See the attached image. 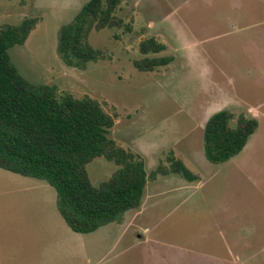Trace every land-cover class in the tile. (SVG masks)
Listing matches in <instances>:
<instances>
[{"label": "rangeland", "instance_id": "374dc122", "mask_svg": "<svg viewBox=\"0 0 264 264\" xmlns=\"http://www.w3.org/2000/svg\"><path fill=\"white\" fill-rule=\"evenodd\" d=\"M86 1L0 0V27L35 19L24 44L9 49L11 62L30 83L100 102L114 117L109 136L145 163L144 202L139 211L126 212L125 228L110 223L92 235H76L55 207L52 186L0 168L5 263L174 264L184 247L186 264H264V22L253 24L247 13L218 19L219 12L208 9L219 8L215 0H187L189 5L185 0L180 5V0H120L114 15L122 26L92 29L88 43L100 56L77 68L59 57L57 35ZM150 36L165 49L149 56L171 60L139 71L133 60L143 57L139 41ZM222 102L235 116L256 118L258 127L249 139L251 161L217 166L218 172L207 167L202 132L212 106ZM206 106L212 110L206 113ZM171 156L197 179L189 183L179 175H160L156 169L168 168ZM116 168L103 156L86 165L93 185ZM250 253L256 255L245 260Z\"/></svg>", "mask_w": 264, "mask_h": 264}, {"label": "trees", "instance_id": "16d2710c", "mask_svg": "<svg viewBox=\"0 0 264 264\" xmlns=\"http://www.w3.org/2000/svg\"><path fill=\"white\" fill-rule=\"evenodd\" d=\"M119 4L120 0H88L60 26L56 50L66 65L84 68L100 56V50L88 43V34L92 29L121 27L123 21L114 15ZM34 23V18L26 17L0 27V168L52 186L55 207L74 232L89 233L121 222L126 211L142 204L148 178L145 163L109 136L114 117L98 100L61 94L56 86L30 83L19 73L9 49L24 44ZM164 49L153 36L140 40L143 57L133 60V66L153 71L167 65L171 57L149 56ZM257 126L256 118L242 113L235 116L227 109L213 113L202 132L205 159L220 164L238 155ZM98 156L113 161L117 168L107 180L93 185L86 165ZM156 171L196 179L173 156L168 157V168Z\"/></svg>", "mask_w": 264, "mask_h": 264}, {"label": "crops", "instance_id": "0c3cea01", "mask_svg": "<svg viewBox=\"0 0 264 264\" xmlns=\"http://www.w3.org/2000/svg\"><path fill=\"white\" fill-rule=\"evenodd\" d=\"M184 0H180L177 4H181L182 2H183ZM185 1H187V0H185ZM184 1V2H185ZM229 1L230 0H220L219 2H218V0H215V5H219V8H216V7H210V8H208V9H213V11H214V13H218L219 12V16L217 17L218 19L219 18H227V17H235V18H237V19H239V17H240V15H241V17H242V15H244L245 13H247V14H251L253 17V24H257V25H259L260 24V22H264V0H234V2L235 3H229ZM170 3V2H169ZM201 4H203V5H208V3H206V2H200ZM186 4L187 5H189V3H188V1L186 2ZM233 5L232 7H228V5ZM239 4H241V5H244V6H241V5H239ZM245 5H247V9H248V12H245ZM255 5H257V6H261L262 8V10L260 11V12H255V10L253 11L252 10V7L251 6H255ZM251 7V8H250ZM177 8H180V7H177ZM181 9V8H180ZM250 9H251V11L252 12H250ZM184 10V9H183ZM213 22H214V20H213ZM159 41V40H158ZM238 69V68H237ZM230 87V86H229ZM231 88V87H230ZM232 90H234V91H236L235 90V87H233L232 88ZM224 102H222V103H220L221 105H217V108L216 107H214V106H212V108L214 109V112L213 113H215V112H217V111H219V110H221V109H227V110H229V111H231L232 112V110H231V108H229V107H231V106H228V104H223ZM223 105V106H222ZM208 108V109H207ZM216 108V109H215ZM207 109V110H206ZM210 110H212V109H210V107H208V106H206V108H205V112L207 111H210ZM206 112V113H207ZM213 113H210V115H212ZM233 113V112H232ZM209 115V116H210ZM209 118V117H208ZM207 118V119H208ZM206 122V121H205ZM258 127V126H257ZM256 131V130H255ZM254 131V133L251 135V136H253L256 132ZM251 136L249 137V139L251 138ZM254 137V136H253ZM249 139H248V141H247V143H246V145H245V147L243 148V150L240 152V153H243L244 151H245V149H246V151L244 152V154H243V156L242 157H239V154L238 155H236V156H234V157H232L231 159H229L228 161H226V162H224V163H220V164H213V163H211V164H207L208 166V168H210V167H213V168H215L218 172L219 171H221V170H219V169H217L216 167L217 166H219V167H221V168H225V167H229V166H231V165H235V166H242L243 164H247L249 161H251V158H249L248 159V156H246V154H248V153H250V151L252 150V147L253 146H248L249 145ZM183 163V162H182ZM228 163H231V164H228ZM184 164V163H183ZM222 164H226V165H223V166H220V165H222ZM185 165V164H184ZM209 165H211L210 167H209ZM186 166V165H185ZM186 168H188L187 166H186ZM189 169V168H188ZM190 170V169H189ZM191 171V170H190ZM226 172V171H225ZM147 173V172H146ZM160 175H162L161 173H159ZM169 175V174H174V175H179V176H181L180 174H177V173H166V174H163V175ZM147 176H148V174H147ZM152 176V175H151ZM150 176V177H151ZM154 177V176H153ZM182 177V176H181ZM183 179H185L184 177H182ZM152 179V178H151ZM196 179H197V177H196ZM195 179V180H196ZM149 180V178H147V183H146V186H145V190H146V187H147V184H148V181ZM195 180H192V181H195ZM185 181H187V182H189V183H191L192 181H188V180H186L185 179ZM144 196H145V191H144ZM143 202H144V197H143V201H142V204L140 205V207L138 208V209H135L136 211H139L140 210V208L142 207V205H143ZM127 212V211H126ZM126 212H125V214H124V217H123V220L121 221V222H118V223H116L117 225H120V226H123L124 228H125V224L126 223H123L124 221H125V217H126ZM110 224V223H109ZM128 224V223H127ZM132 224H133V222H132ZM108 225V224H107ZM219 225V224H218ZM105 226V225H104ZM247 228H253V226H251V225H248V226H246ZM100 228V227H99ZM98 229V228H97ZM96 229V230H97ZM96 230H94V231H96ZM94 231H92V232H89V233H77V232H74L76 235L77 234H90L91 233V235L93 234V232ZM85 238L86 239H92V237L91 236H85ZM131 238V236L128 238V239H130ZM132 239V238H131ZM133 240V239H132ZM147 241V240H146ZM148 242V241H147ZM182 250L184 251V247L182 248ZM183 251H178V252H182V253H177V258L176 259H173V263L174 264H177L179 261H182V262H184L185 264H186V260H185V258H184V255H183ZM185 251H188V249H185ZM212 255H216V256H221V255H219V254H217L214 250H213V252H212ZM256 254L254 253V254H252V253H250V255H249V257H246L245 258V260L246 259H250V260H252L253 258H254V256H255ZM3 256H8V254H5L3 251H1V253H0V264H6L5 262H7V260L6 261H4V259H3ZM236 258H238V256H235ZM203 261H206V260H204L203 259ZM198 264H200L199 263V261H198ZM208 264H210L209 262H208ZM217 264H221L220 262H218Z\"/></svg>", "mask_w": 264, "mask_h": 264}]
</instances>
